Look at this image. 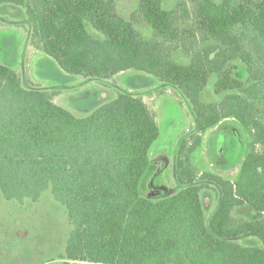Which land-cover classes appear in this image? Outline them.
Returning <instances> with one entry per match:
<instances>
[{
  "label": "trees",
  "instance_id": "16d2710c",
  "mask_svg": "<svg viewBox=\"0 0 264 264\" xmlns=\"http://www.w3.org/2000/svg\"><path fill=\"white\" fill-rule=\"evenodd\" d=\"M4 8L22 10L31 46L65 74L152 77L176 89L194 119L176 148L178 190L154 199L146 188L159 129L140 97L118 92L77 116L0 63V192L23 203L49 190L65 208L72 230L59 264H264V0H179L170 9L138 0L128 18L115 0H0ZM177 50L185 63L173 61ZM227 120L243 136L236 178L199 175L203 136ZM203 191L217 195L208 218ZM244 209L255 217L237 214Z\"/></svg>",
  "mask_w": 264,
  "mask_h": 264
},
{
  "label": "rangeland",
  "instance_id": "374dc122",
  "mask_svg": "<svg viewBox=\"0 0 264 264\" xmlns=\"http://www.w3.org/2000/svg\"><path fill=\"white\" fill-rule=\"evenodd\" d=\"M177 1L164 0V7L173 8ZM134 7L135 0H115V10L124 18L129 17L136 9ZM136 28L145 39L151 37V30L144 24L140 23ZM28 36L29 27L22 10L0 9V63L15 70L26 87L53 93L54 104L84 116L118 92H128L143 100L159 129V138L150 152L157 173L150 179V188L147 186L146 192L151 191L154 199L173 195L178 190L175 178L178 142L185 134L194 133V119L186 99L176 89L152 77L134 80L142 75L133 72L106 80L65 74L53 60L31 46ZM172 59L178 63L187 61L180 50L173 52ZM235 77L244 79L242 67ZM213 84L214 77L203 90L202 98L206 103L215 99ZM241 138L243 136L231 120L208 131L203 136L201 148L193 156V165L199 175L208 172L225 180L235 179L244 154ZM201 201L208 218L216 208L217 195L203 191ZM237 214L255 217L248 209ZM71 230L65 208L53 199L49 190L36 201L25 200L23 203L7 201L0 192V264H59L64 258ZM245 241L253 240L248 237L242 240Z\"/></svg>",
  "mask_w": 264,
  "mask_h": 264
},
{
  "label": "crops",
  "instance_id": "0c3cea01",
  "mask_svg": "<svg viewBox=\"0 0 264 264\" xmlns=\"http://www.w3.org/2000/svg\"><path fill=\"white\" fill-rule=\"evenodd\" d=\"M137 3H138V0H135V7L134 8H137ZM133 5V4H132ZM127 73H130V72H127ZM137 74V73H136ZM139 75H141V74H139ZM142 76H144V75H142ZM142 76H138V77H136L134 80H139L140 78H143V80H148V79H145V78H149V77H142ZM261 217H264V214H262L261 215Z\"/></svg>",
  "mask_w": 264,
  "mask_h": 264
}]
</instances>
